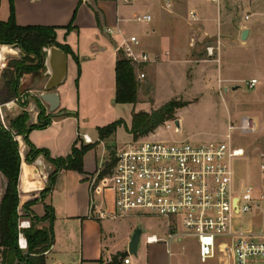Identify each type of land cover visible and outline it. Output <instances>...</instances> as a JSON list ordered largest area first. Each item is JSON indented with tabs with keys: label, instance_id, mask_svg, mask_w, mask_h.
I'll use <instances>...</instances> for the list:
<instances>
[{
	"label": "crops",
	"instance_id": "crops-1",
	"mask_svg": "<svg viewBox=\"0 0 264 264\" xmlns=\"http://www.w3.org/2000/svg\"><path fill=\"white\" fill-rule=\"evenodd\" d=\"M1 1V0H0ZM8 17L4 18V22L7 21L10 16V0ZM15 7V20L17 25L21 27H49L56 30V41L61 45L70 47L72 54L65 53L62 49L57 48L61 53L52 51L51 48L44 49V65L45 70L40 77L33 75H24L20 80V89H26V96L29 95L28 106L26 109L22 108L18 100L10 101L2 105V108L7 112H15V115L10 120L19 116L24 110L29 113L30 120L29 125H36L39 122L40 111L37 108L34 98L40 99L41 94L45 92V86L53 80L54 75L60 70L65 68V75L62 83L56 89L60 97V108L58 112L71 113L72 116H62L53 119L52 124L43 130H33L29 134L31 143L37 149H44L50 153L51 158H65L71 153V149L75 142L80 140L83 136H87L91 139V144H95V148L105 146L109 151L111 147L108 146L109 139L100 140L98 129L121 120L120 111L121 107H130L131 121L126 122L128 128H131L133 114L145 111L140 110L141 102L148 101L154 102V93L149 86H142V81L139 82L138 90V102L136 104H117L116 103V65L121 56L118 48L124 37L136 36L140 40V46L137 48V52H145L151 58V62L140 66V71L148 76L147 69L155 70V67L161 61V55L156 46L148 47L142 45L143 38L149 36L151 33H156V28H145L144 35L137 34L135 30L130 29L131 23H135V18L138 15L149 14L152 16V22L160 18V13L154 11L159 8L161 14L165 12L164 8L161 11V5L158 0H13ZM166 0V4H167ZM185 1L186 8L188 9L187 20L190 22L189 30L186 37L183 40V47H177L174 60L181 66L183 71V78L181 83L184 82L183 88L176 98L186 94V77L188 70L198 71L204 67V62L198 57L200 49L204 48L207 42H216V60L217 64H221V58L223 52L228 55L227 50L229 46L241 44L249 47L259 37L261 33L260 21L253 24L248 22L251 20L253 14L251 10H256L258 6L253 5V0H243V4L237 5L236 0L230 3L227 0H220L219 3H213L210 0H183ZM255 1V0H254ZM238 2V1H237ZM263 2V1H262ZM172 4V2H171ZM262 4V3H260ZM168 7V6H167ZM166 8V6H165ZM169 9L170 13L175 11ZM138 23V22H136ZM145 24V23H142ZM72 25V29L69 31L67 27ZM107 29L111 30V34L107 32ZM245 30H248L247 40H242V34ZM128 31H131L128 33ZM129 34V35H128ZM217 36V39L215 37ZM215 38V39H214ZM216 40V41H215ZM181 44V43H180ZM182 46V45H181ZM14 52L9 47L0 45V63L2 64L7 55H12ZM167 56L170 52L167 51ZM6 54V55H5ZM66 55V58L64 55ZM150 54H153L152 56ZM5 55V58H4ZM137 70V69H136ZM146 71V72H145ZM220 74V72H219ZM222 76V74H221ZM144 78V79H145ZM254 79V78H253ZM252 80V79H251ZM204 81V80H203ZM221 82L232 83L233 85L239 83V79L228 78L221 79ZM178 87L179 81H176ZM146 90V95L142 92V89ZM234 88V87H233ZM228 91V89L226 88ZM234 90V89H233ZM238 90V89H237ZM236 91V90H234ZM140 93L145 96L140 98ZM24 97H19V100H23ZM41 100V99H40ZM177 101V100H176ZM42 102V101H41ZM170 102V101H169ZM42 104L47 110V115L52 114L48 110L47 104ZM157 110L151 109V111ZM148 111V112H151ZM147 112V111H145ZM177 117V114H176ZM178 119V118H177ZM123 120V119H122ZM169 121L166 124L173 123ZM181 124V122H180ZM172 128H169V130ZM160 127L145 138L157 139L159 137ZM179 134L183 129L178 130L174 127ZM131 135V134H130ZM132 140L133 135H131ZM20 146V155L22 159L21 171L19 177V214L24 211V206L31 204L30 210L32 215L37 217H44L46 215V206H55L57 214L61 211V207L53 204L54 194L53 192L47 196L44 200L41 199V193L46 188L45 178L41 176L39 171L32 164L26 163V155L29 152L28 146L25 144L22 137H18ZM170 141V140H167ZM180 141V140H172ZM93 150V149H92ZM121 150V149H120ZM86 156V155H85ZM85 160V157H84ZM106 166V163L98 166L96 162L93 169H89L84 161V172L79 174V180L71 187L65 188L67 198L70 199V207H67V211L71 214L65 215L70 221L76 220L78 217L74 215L75 207H83L85 210L86 218L89 221H105L99 220L97 217L91 215V193L89 186V178L94 176L98 171H101ZM75 171H62L59 175L61 178L68 179L66 175L68 173H74ZM78 173V172H75ZM59 182V189H61ZM5 180L0 175V199L2 198L5 190ZM70 188V189H69ZM75 190V191H73ZM111 193V192H110ZM75 196V199L79 198L81 202L77 205V201L71 200ZM112 201L113 194L111 193ZM96 207L97 210H109L110 200L106 195H96ZM141 216V214H138ZM135 215V216H138ZM142 219V218H139ZM30 221V218H26ZM38 228H46L49 226L48 221L37 223ZM84 227L80 229V244H83L84 237L82 236ZM133 231H129L126 235L125 241L121 245L115 244L112 237L109 238L111 244L106 243L108 237L104 234V229L100 228L98 239L99 249L96 257H89L84 254L82 245L79 249L68 250L71 254V261L67 260L65 251L64 255L61 252L60 256L54 255L57 241L54 240V244L50 251L46 253V264H108L118 254H126L125 258H130L131 264H139L140 258L146 254L144 264H158V262L152 258L149 259L147 251L150 246H156L164 244L166 252L169 256L172 255L171 247L172 242L176 241L178 244L182 243L184 239L177 240L170 238V230L167 227L166 232L158 235L153 233L151 235L144 236L143 248H141V241L143 237V231L141 239L137 248V253L131 255L129 253V245L134 235ZM78 231H68V237L66 243L68 246L72 245L69 242L71 238L74 240L75 234ZM157 236L161 239L159 242L148 243L147 237ZM197 241V240H196ZM198 244V243H197ZM199 253V252H198ZM1 264V263H0ZM118 264H124L123 260H120ZM166 264V263H165Z\"/></svg>",
	"mask_w": 264,
	"mask_h": 264
},
{
	"label": "rangeland",
	"instance_id": "rangeland-1",
	"mask_svg": "<svg viewBox=\"0 0 264 264\" xmlns=\"http://www.w3.org/2000/svg\"><path fill=\"white\" fill-rule=\"evenodd\" d=\"M233 3V0H227ZM238 1V2H237ZM263 1V2H262ZM160 3L161 11L164 8L165 12L161 14L160 9H154L157 14L160 13V18L154 20L151 23H131L132 30H135L137 34L144 35V29L156 28V33H151L149 36L143 38L144 46H156L160 55L161 61L155 67V70L147 69L148 76L145 79H139V73L141 71L135 70L136 78L138 82L142 81V86H149L154 93V102L149 103L141 102L140 110L151 111V109H159L163 107L169 101H179L187 103V105L177 111V120L181 122L182 133L179 134L175 123H172V128L169 130L166 127V123L160 127L157 139L150 138L155 141L172 142V140H186L196 144H209L222 142L226 140L228 132V123L230 121L240 123L242 118L250 117L253 118L256 123V130L251 133H236V143L238 146L245 150L244 157H238L231 160L230 165L234 171L232 189L237 193H242L247 189L253 190L254 196H259L263 193L262 188V173L260 155L264 152V0H253V5L258 6L255 10L250 12L253 14L249 24L260 21V37L249 47L238 44L229 46L227 50L228 55L223 52L221 58V64H217L216 54L214 57L208 55V47H216L217 41L207 42L204 48L198 52V57L204 62V67L198 71L188 70L186 77V94L179 96L183 88L184 82L181 83L183 78V71L181 66L172 62L174 55L176 54L177 47H183V40L186 37L190 22L187 20V13L189 12L186 8L185 1L183 0H171L172 11L170 13L166 4V0H158ZM237 5L243 4V0H236ZM262 3V4H260ZM166 6V8H165ZM9 3L7 0L0 1V21L8 17ZM131 31H128L130 33ZM129 35V34H128ZM216 39L217 36L215 35ZM215 39V38H214ZM181 43V44H180ZM216 43V44H215ZM182 45V46H181ZM153 48V47H152ZM169 51L170 55L166 53ZM6 55V54H5ZM4 55V58H5ZM151 56L153 54H150ZM21 58V54L14 50L12 55H7L5 61L0 64V90L3 85L8 82L10 73H5L9 60ZM146 72V71H145ZM220 72V74H219ZM222 74V76H221ZM8 77V78H6ZM235 78L239 79V83L236 86L240 88L236 91L233 90L232 83L221 82V79ZM257 79L259 85L251 90L248 88L247 83L251 79ZM179 81L177 87L176 81ZM204 80V81H203ZM228 89V91L226 90ZM26 89H19L20 97H24L20 100V104L26 101ZM142 92L146 95V90L143 88ZM140 93V98H144V94ZM0 103V119L1 121L9 126L10 118L15 115V112H6ZM120 117L127 122L131 121V108L121 107ZM112 124V123H111ZM108 126V125H107ZM105 127V126H104ZM148 139L145 137L137 140L133 139L128 130L121 126L117 129L116 133L109 138L107 143L111 150H107L105 146L98 147L97 149L90 150L86 153L85 160L86 166L89 169H93L96 162L101 167L102 164H108L119 151L127 147L133 141H142ZM170 140V141H167ZM19 142V140H18ZM82 142V141H81ZM83 143V142H82ZM87 145L86 143H84ZM121 149V150H120ZM103 170V169H102ZM101 170V171H102ZM66 175L68 179L61 178L59 176L56 181L53 194V204L60 206L62 209L57 214L55 206V220L53 224L54 236L56 248L54 255L60 256L61 252L65 253L68 250L79 249L82 245L84 254L89 257H96L98 255L99 239L98 234L100 228L104 229V234L108 237L106 243L111 244L109 240L112 237V241L121 245L125 241L126 235L129 231L136 232L138 228L143 231V237L141 241V248H143V240L145 235H151L156 233L166 232L167 223L166 220L160 219L149 215H138L142 213H130L122 215L117 213L115 219H106L105 221H89L86 217L85 210L83 207H75L73 211L74 215L81 217L76 220H68L65 215L71 214L72 212L67 211V207H70V199L67 198L65 188L71 187L72 183H76L79 180L80 173H68ZM61 182L59 189L58 185ZM70 189V188H69ZM75 191V190H73ZM111 191L105 192L106 197L109 198L111 204H109L110 211L113 210L114 204L111 197ZM77 201V205L82 203L79 198L75 199V196L71 199ZM114 200V195H113ZM258 202L259 207H254L253 212L246 216H236L235 222L242 224L246 229L264 230V199ZM83 204V203H82ZM21 219L26 220L27 216L21 212ZM138 215V216H135ZM142 218V219H139ZM84 227L81 234L84 237L83 244H80V229ZM78 231L75 234L74 240L71 238L69 242L74 245L68 246L66 241L68 231ZM179 232L187 234V232L179 226ZM26 252L27 250H22ZM172 255L169 256L166 252L164 244L156 246H150L147 251L149 259L154 258L158 264H219L218 259L215 260H201L198 253V244L195 238L184 237L182 243L173 241L171 247ZM67 260L71 261V254H66ZM146 254L140 258L139 264H144ZM0 262H1V250H0Z\"/></svg>",
	"mask_w": 264,
	"mask_h": 264
},
{
	"label": "built area",
	"instance_id": "built-area-1",
	"mask_svg": "<svg viewBox=\"0 0 264 264\" xmlns=\"http://www.w3.org/2000/svg\"><path fill=\"white\" fill-rule=\"evenodd\" d=\"M167 6H172L171 0ZM135 21L151 23L152 16L138 15ZM139 46L138 37L128 36L118 48L138 71L140 66L151 62L147 53L137 52ZM207 51L214 57L216 47H208ZM145 77V73H139V79ZM258 85L257 79L247 83L251 90ZM171 125L166 127L169 129ZM256 126L250 117L242 118L239 124L230 121L226 140L209 144L186 140L133 141L117 153L110 174L102 176L98 171L89 178L91 215L99 220L115 219L117 213L154 216L166 220L171 239L195 238L201 260L218 259L219 264H264V230H248L235 222L236 216L250 215L254 207H259V199H264V152L260 155L263 193L259 196H254L251 188L242 193L233 191L234 171L230 165L231 160L245 154L236 143V133L254 132ZM80 141L92 143L87 136ZM108 191L114 195V208L98 211L96 195ZM179 226L186 235L179 232ZM30 227L29 220H20L21 250L28 248L24 231ZM160 240L155 235L147 237L148 243ZM123 263L131 264L130 258H125Z\"/></svg>",
	"mask_w": 264,
	"mask_h": 264
},
{
	"label": "trees",
	"instance_id": "trees-1",
	"mask_svg": "<svg viewBox=\"0 0 264 264\" xmlns=\"http://www.w3.org/2000/svg\"><path fill=\"white\" fill-rule=\"evenodd\" d=\"M72 25L67 27L71 30ZM0 45L11 47L18 45L21 50V58L9 60L4 72L10 73L8 82L0 90V103L5 104L10 101L19 100L20 80L24 75L40 77L45 70L44 49L57 47L67 54H72L70 47L61 45L56 41L55 28L49 27H21L15 20L14 1L10 0V16L7 21L0 22ZM1 64V63H0ZM139 82L136 78L135 68L129 60L122 54L116 65V103L136 104L138 102ZM29 95L26 101L20 104L26 109ZM35 104L40 111L39 122L36 125H29V113L24 110L16 118L9 120V126L0 119V175L5 180V190L0 199V250L1 264H46V253L50 251L54 244L55 236L53 224L55 220V210L52 206H46L44 217L31 216V204L24 206L26 216L30 218L31 227L24 231L27 240V251L29 257L25 256L18 245L19 241V177L21 171L20 146L17 140L22 137L29 148L26 155V163L33 164L39 157L53 167V172L47 178L46 188L41 193V199L49 196L56 185L58 176L62 171L84 172V157L86 153L95 148V144L85 145L80 140L75 142L69 156L65 158L53 159L50 153L44 149H37L30 141L29 134L33 130H43L49 127L53 119V114L47 115V110L41 100L34 98ZM187 103L170 101L163 107L151 112L140 111L133 114L131 128H128L124 120H118L108 126L98 129L100 140L112 137L117 129L124 126L133 135L135 140L146 137L154 133L159 127L169 121L177 120V111L185 107ZM64 116H72L65 113ZM116 164V156L103 168L101 175L110 174ZM48 221L49 226L38 228L37 223ZM126 254H118L108 264H118L124 260ZM103 264V262L101 261Z\"/></svg>",
	"mask_w": 264,
	"mask_h": 264
},
{
	"label": "water",
	"instance_id": "water-1",
	"mask_svg": "<svg viewBox=\"0 0 264 264\" xmlns=\"http://www.w3.org/2000/svg\"><path fill=\"white\" fill-rule=\"evenodd\" d=\"M249 31L245 30L242 34V40H247ZM13 50L16 52L21 53L20 47L18 45L11 46ZM52 51H57L61 53V51L55 47L51 48ZM64 55V54H63ZM66 58V55H64ZM65 75V68L63 70H59L55 75L53 80L48 82V84L45 86V92L41 94L40 99L44 104H47L48 110L50 113H52L55 117H62L65 115L63 112H58L60 108V97L58 92H56V89L60 86L64 79ZM239 86L234 87V90L239 89ZM176 127L178 130H181V124L179 120L174 121ZM37 168L39 173L41 174L42 177H44L45 184L47 185V178L48 176L53 172V167L45 160L43 156H39L32 164ZM142 235V230L138 228L136 232L134 233L132 240L129 245V253L131 255H135L137 253V248L141 239ZM26 257L30 256V253L26 252L25 253Z\"/></svg>",
	"mask_w": 264,
	"mask_h": 264
},
{
	"label": "bare ground",
	"instance_id": "bare-ground-1",
	"mask_svg": "<svg viewBox=\"0 0 264 264\" xmlns=\"http://www.w3.org/2000/svg\"><path fill=\"white\" fill-rule=\"evenodd\" d=\"M10 48V50L12 51V52H14V50L11 48V47H9ZM0 61H1V59H0Z\"/></svg>",
	"mask_w": 264,
	"mask_h": 264
}]
</instances>
